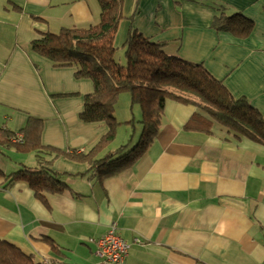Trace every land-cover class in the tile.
Instances as JSON below:
<instances>
[{"label": "crops", "instance_id": "obj_1", "mask_svg": "<svg viewBox=\"0 0 264 264\" xmlns=\"http://www.w3.org/2000/svg\"><path fill=\"white\" fill-rule=\"evenodd\" d=\"M136 3L124 0L116 54L121 56L129 30L136 28L165 43L167 53L202 63L264 116V0ZM221 9L251 19V33L238 37L216 30L212 22ZM99 19L97 0H0L2 127L23 135L34 122L41 125L43 145L65 152L87 153L101 141L108 125L81 118L92 81L77 78L75 66L56 65L31 46L43 32L89 26ZM122 94L130 100L124 107L118 101L120 124L98 158L120 157L140 139L141 108L129 92ZM125 108L133 111L132 122L124 118ZM196 114L211 120L194 105L167 99L152 144L106 178L96 175L98 170L87 172L84 161L57 157L52 168L62 173L66 187L47 192L46 201L27 182L7 185L0 175V238L46 263L107 264L93 239L115 223L131 243L125 264H264V145L246 137L230 140L228 129L217 122L209 133L187 127ZM130 123L135 133L141 126L133 146ZM7 152L8 157L0 154L6 174L37 166L31 150Z\"/></svg>", "mask_w": 264, "mask_h": 264}, {"label": "trees", "instance_id": "obj_2", "mask_svg": "<svg viewBox=\"0 0 264 264\" xmlns=\"http://www.w3.org/2000/svg\"><path fill=\"white\" fill-rule=\"evenodd\" d=\"M97 1L100 19L96 24L43 32L31 41V46L56 65L75 66L77 78L92 81L93 91L85 95L81 118L86 122H104L109 130L92 150L84 153L65 152L43 145L40 141L41 125L34 122L22 130L21 139L18 133L0 125V154L8 157L7 150L15 147L22 151L31 150L37 160V166H23L20 171L10 174L0 169L7 185L23 180L37 197L46 201L47 192H62L66 187V182L61 179L62 173L52 168L54 160L61 155L86 162L89 165L87 172L98 170L96 175L101 178L116 174L152 144L159 132L167 99L194 105L211 119L193 115L189 128L209 133L212 122H217L228 129L230 140L246 137L264 145V116L260 110L246 97H235L223 80L202 63L169 54L163 49L165 43L154 41L131 28L124 44L123 64L122 57L116 56L115 37L124 18V0ZM138 3L139 0L137 7ZM212 26L218 31H231L238 37H247L254 25L242 13H227L221 9ZM123 92H130L132 103L141 108L140 139L120 157L111 154L98 158L100 151L114 139L120 124L115 111ZM0 264L55 263L39 261L18 245L0 238Z\"/></svg>", "mask_w": 264, "mask_h": 264}, {"label": "built area", "instance_id": "obj_3", "mask_svg": "<svg viewBox=\"0 0 264 264\" xmlns=\"http://www.w3.org/2000/svg\"><path fill=\"white\" fill-rule=\"evenodd\" d=\"M18 137L21 139L22 135L18 134ZM93 240L97 244V253L107 264H125L131 243L120 234L115 223L105 234Z\"/></svg>", "mask_w": 264, "mask_h": 264}, {"label": "rangeland", "instance_id": "obj_4", "mask_svg": "<svg viewBox=\"0 0 264 264\" xmlns=\"http://www.w3.org/2000/svg\"><path fill=\"white\" fill-rule=\"evenodd\" d=\"M116 56L117 57H119L120 56V53H117L116 54ZM121 56H122V62H123V64H124V62H125V59H124V55H123V52L121 53ZM130 93V92H129ZM130 97H131V95H130ZM120 100H119V106L120 107H124V106H126V105H128V102H129V96L126 98V96H123V94L121 95V97L119 98ZM137 106V105H136ZM137 113H138V111H136ZM124 114H126V115H124ZM115 116H116V118H117V120H118V122L120 121L119 119H118V117H119V115H116L115 114ZM123 116H125L124 118H126V117H128L129 116V120L132 122V120H133V111L129 108V110H127L126 108L124 109V113H123ZM137 118H139V115L136 117V119ZM130 125L131 126H128L127 128H129V134H130V136H131V134L134 132V137H133V141L130 143V146H133L137 141H138V138H139V136H140V133H141V126L139 125L138 127H137V132L135 133V129H134V127H133V125H132V123H130ZM122 135V134H121ZM122 138V137H121ZM120 138V139H121ZM120 139H118V141H117V143H121L120 142ZM14 158H16L15 160L16 161H24V160H26V158H23L24 156H22L21 158L20 157H16V156H13ZM26 157V156H25ZM34 158V157H33ZM31 160H32V158H31Z\"/></svg>", "mask_w": 264, "mask_h": 264}]
</instances>
